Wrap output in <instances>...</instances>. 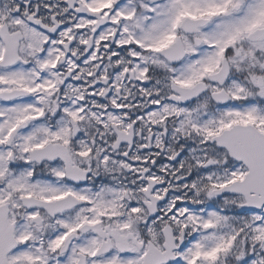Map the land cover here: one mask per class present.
<instances>
[{"label": "snow or ice", "instance_id": "obj_1", "mask_svg": "<svg viewBox=\"0 0 264 264\" xmlns=\"http://www.w3.org/2000/svg\"><path fill=\"white\" fill-rule=\"evenodd\" d=\"M0 264H264V0H0Z\"/></svg>", "mask_w": 264, "mask_h": 264}]
</instances>
